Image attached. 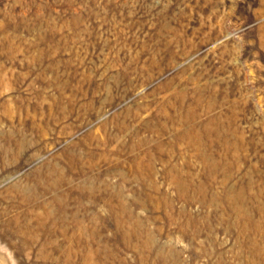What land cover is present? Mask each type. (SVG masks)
<instances>
[{"label": "rangeland", "instance_id": "1", "mask_svg": "<svg viewBox=\"0 0 264 264\" xmlns=\"http://www.w3.org/2000/svg\"><path fill=\"white\" fill-rule=\"evenodd\" d=\"M0 264H264V0H0Z\"/></svg>", "mask_w": 264, "mask_h": 264}]
</instances>
